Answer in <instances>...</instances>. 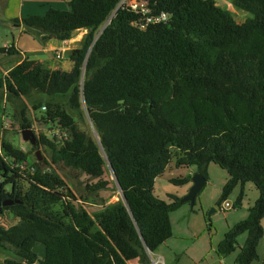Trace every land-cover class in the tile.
I'll use <instances>...</instances> for the list:
<instances>
[{"label": "trees", "instance_id": "obj_1", "mask_svg": "<svg viewBox=\"0 0 264 264\" xmlns=\"http://www.w3.org/2000/svg\"><path fill=\"white\" fill-rule=\"evenodd\" d=\"M147 17L168 21L142 29L146 16L123 0H67V9L51 7L45 15L12 20L24 33H40L42 44L68 41L81 30L88 38L111 19L87 59L83 49L70 54V74L24 57L14 43L0 48V61L19 58L0 81L7 98L41 99L34 109L54 107L48 120L69 136L39 135L35 147L50 152L46 169L22 171L29 155L5 137L0 141V218L18 220L0 225V251L17 261L36 264V244L45 256L39 264H151L155 253L173 236L171 213L182 203L154 195L156 180L173 160L196 167L209 181L208 168L229 174L219 204L241 186L260 192L249 217L231 228L217 248L220 257L247 240L236 264H253L264 239V0H235L252 14L237 23L216 0H138ZM24 73L15 80V73ZM2 97H0L1 99ZM22 127L32 124L25 108ZM92 125L94 138L79 126ZM62 164L98 180L88 189H108L106 167L113 169L124 193L116 204L95 213L78 208L71 188L56 172ZM112 172V173H113ZM114 176V175H113ZM115 179V180H116ZM187 186L191 178L174 179ZM12 205L5 206V203ZM264 264V255L262 258Z\"/></svg>", "mask_w": 264, "mask_h": 264}, {"label": "rangeland", "instance_id": "obj_2", "mask_svg": "<svg viewBox=\"0 0 264 264\" xmlns=\"http://www.w3.org/2000/svg\"><path fill=\"white\" fill-rule=\"evenodd\" d=\"M216 1L222 8L232 14L237 23L245 22L253 17L249 12L238 8L235 5V0ZM131 2V0H123V3L129 4ZM19 3V0H12L11 3L0 0V48L10 46L13 43L18 44L20 40L21 45L24 47L40 48L41 42L38 40L41 37L40 33L35 34V37H38V39L34 41L33 34H23L22 30L14 27L12 23L14 14H16V8L19 9L20 14L22 6ZM25 5V10L31 8L29 4ZM8 6L10 7L8 8ZM64 7L67 9V2L64 3ZM33 8H37L36 12L38 14L35 15L46 14L47 12L46 6L41 7L34 3ZM101 28L96 30L88 40L87 36L90 30L87 29L75 32L67 42L56 41L58 43L55 45H60V48L42 57L46 61L45 66L70 74L73 70V63L70 60L71 52L75 49H83L84 58L87 59L98 35L102 31ZM31 58L36 57L31 55ZM21 61L19 58L2 59L0 61V81L5 76L10 75L11 70ZM24 75V73H15V80H21ZM0 97H2L0 99V141L5 137L17 148L28 153L27 166L29 168L31 167L35 170L37 167L46 169L47 165L44 159L49 160L50 152L45 148L39 149L32 146L30 142H26L23 139V132L27 129L22 127L21 111L25 108L27 117L32 124L31 129L37 138L41 134L49 138H53L54 136L58 138L64 136V138H67L69 136L67 130L58 129L57 125L52 124L48 120V114H52L58 105L56 104L52 108L47 106V109L43 110V106L46 105L43 103L42 107L34 109V105L38 104L41 100L38 97L10 99L7 98L2 88H0ZM79 126L94 138H97L90 122L83 123L79 121ZM55 170L68 187L71 188L76 199L74 204L78 208L84 205L90 212L95 213L101 210L103 206H111L118 203L122 198V192L109 167H106L104 180L109 181L110 185L107 190L101 191L98 194L88 189L91 185L96 184L98 180L90 179L86 175L66 168L62 164L55 166ZM196 170V167L178 168L175 160H173L165 173L156 180L154 187L155 197L166 202H170L171 197H178L182 200L188 194L192 184L177 186L172 180L192 178ZM27 171L29 172V170ZM208 173L210 179L203 190L197 195L194 207H192L190 202H187L182 204L177 211L170 215L173 236L153 253L154 257H162L165 264H236L240 249L247 240V234L239 237L236 251L226 257H220L217 254V248L231 228L249 217L250 209L258 200L260 192L254 184L247 183L244 188L245 195L241 206L234 207L242 189L241 186H238L230 195L229 199L225 201L231 204L232 208L224 211V203L220 205L219 201L223 189L229 181V174L216 164L209 166ZM17 222L18 220L11 216H8L7 219L0 218V225L5 227L14 225ZM262 225L264 227V220L262 221ZM34 251L38 256V262L44 259L45 248L43 244H36ZM258 254L259 259L253 264H262L264 239L260 242ZM14 258L11 252L0 251V264H9L8 261H17ZM131 264L140 263L133 261Z\"/></svg>", "mask_w": 264, "mask_h": 264}, {"label": "crops", "instance_id": "obj_3", "mask_svg": "<svg viewBox=\"0 0 264 264\" xmlns=\"http://www.w3.org/2000/svg\"><path fill=\"white\" fill-rule=\"evenodd\" d=\"M7 3H11L12 0H5ZM34 1V2H33ZM18 2V1H16ZM19 5L21 4V9H20V14H19V9L16 8V14H14L13 19L15 18H23V17H28L31 15H35L38 14L37 8H33V4L35 3L36 5H39L41 7L46 6L47 11L53 7V8H57V9H65L64 7V3L67 2V0H19ZM25 4H29L31 6L30 9H26V5ZM10 6H8L9 8ZM61 7V8H59ZM16 15V16H15ZM39 15H45V14H39ZM19 30H22V33L24 34V30L22 28H17ZM26 34V33H25ZM28 35V34H26ZM38 37H35V34H33V40L37 41ZM39 40V39H38ZM57 40H52L50 42H48L47 44H42L41 43V47L40 48H33V47H27V46H22L21 45V40L18 44L14 43L17 47L21 48L23 50L24 53V57H29L30 60H34L37 63L46 65V61H44V59L42 57H44L46 54H49L50 52H52L53 50L59 49L60 45H55ZM67 42V41H65ZM65 44V43H63ZM59 46V47H58ZM31 55H33L36 58H31ZM21 60V59H20ZM21 63V62H20ZM19 63V64H20ZM47 67V66H46ZM49 68V67H48ZM192 183H190L191 185Z\"/></svg>", "mask_w": 264, "mask_h": 264}, {"label": "built area", "instance_id": "obj_4", "mask_svg": "<svg viewBox=\"0 0 264 264\" xmlns=\"http://www.w3.org/2000/svg\"><path fill=\"white\" fill-rule=\"evenodd\" d=\"M132 2L129 3L128 5L136 12L142 13L144 16H146V22H144L141 25L142 29L148 28L150 25L154 24H159L162 22H166L169 19V16L165 13L161 15H156V16H151L147 17L150 14V10L145 6V3L139 2L138 0H131ZM126 4V3H123ZM43 110H46V107L42 108ZM22 171H26L27 173H34L35 169L34 168H29L27 164H23L19 166ZM29 168V169H28ZM29 170V172L27 171ZM224 211L229 210L232 208V205L229 204L228 202H224ZM151 264H165V261L162 257H154L153 253H149Z\"/></svg>", "mask_w": 264, "mask_h": 264}, {"label": "water", "instance_id": "obj_5", "mask_svg": "<svg viewBox=\"0 0 264 264\" xmlns=\"http://www.w3.org/2000/svg\"><path fill=\"white\" fill-rule=\"evenodd\" d=\"M111 23V19L108 21V23L104 26V28L102 29L100 35H98V38L101 36V34L103 33V31L105 30V28ZM97 38V39H98ZM23 139L26 141V142H30L32 146H36L37 145V142H38V138L36 136V134L34 133V131L32 129H27V130H24L23 132ZM111 171L113 172V169L111 168ZM113 175H114V178L116 179V176L113 172ZM117 181V179H116ZM191 181H192V187L190 188L188 194L181 200V203L184 204V203H187V202H190L192 207H194V204H195V200H196V197L197 195L203 190V188L207 185L208 183V180L200 173H195L193 175V177L191 178ZM122 196H123V199H125V195L124 193H122ZM13 203L10 202V203H5L4 205L5 206H8V205H12ZM214 212V211H213ZM39 264V262H38Z\"/></svg>", "mask_w": 264, "mask_h": 264}]
</instances>
